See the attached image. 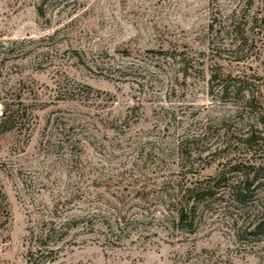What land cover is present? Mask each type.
Here are the masks:
<instances>
[{
	"label": "rangeland",
	"instance_id": "1",
	"mask_svg": "<svg viewBox=\"0 0 264 264\" xmlns=\"http://www.w3.org/2000/svg\"><path fill=\"white\" fill-rule=\"evenodd\" d=\"M0 90L35 113L0 137V264L73 217L50 264H264L261 189L236 201L231 172L195 230L164 217L184 164L197 183L228 158L264 167L262 142L207 149L264 136V0H0Z\"/></svg>",
	"mask_w": 264,
	"mask_h": 264
},
{
	"label": "trees",
	"instance_id": "2",
	"mask_svg": "<svg viewBox=\"0 0 264 264\" xmlns=\"http://www.w3.org/2000/svg\"><path fill=\"white\" fill-rule=\"evenodd\" d=\"M38 13H45L43 5H38ZM13 50V47L8 48ZM87 90H92V87L87 85ZM0 137L6 133L12 131H29L34 125L35 113L33 108L25 103L22 93H11L0 90ZM228 134V135H227ZM226 138L220 144L216 145L215 149H212V144L207 149L211 150V155L224 152L232 144L236 146L251 147L253 143H264V136L248 134L245 137H238L230 133H226ZM192 140H197L193 137ZM200 152L199 158H201ZM199 164V163H198ZM195 165L197 160L195 159L191 163H186L181 166V170L174 172V177H171L172 187L166 191L167 203L165 207L167 220L173 221L175 226H181L182 228H188L190 231L195 230L197 218L199 215V209L209 196L214 194V188L216 179L220 176L225 178L226 174L232 173L235 179L231 185V196L238 202L245 203L249 198L253 197L256 193V189H261L264 199V167L262 163H254L250 158L239 159L237 157L228 158L226 165H230L228 168L223 167L221 171L215 177L206 178L204 182L197 183L195 177H187L189 173L195 176ZM199 166V165H198ZM183 167H187L185 172L182 171ZM4 202V194L0 186V207ZM171 216V219L169 217ZM120 217H118L119 219ZM118 220H116L117 222ZM81 219L73 217L66 225L57 226L56 222L50 219L48 222H44V227L37 233L31 232L28 238V261L31 264H50L53 262L62 251V247L58 244L62 241L66 235H69L71 229L78 228L81 224ZM264 224L262 219L255 225L254 229H259ZM255 231H251L253 233Z\"/></svg>",
	"mask_w": 264,
	"mask_h": 264
}]
</instances>
